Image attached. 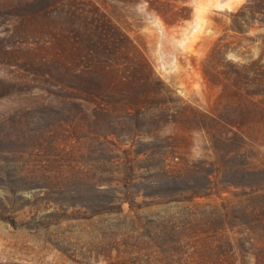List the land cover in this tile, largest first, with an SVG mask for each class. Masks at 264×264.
<instances>
[{"label":"rangeland","instance_id":"374dc122","mask_svg":"<svg viewBox=\"0 0 264 264\" xmlns=\"http://www.w3.org/2000/svg\"><path fill=\"white\" fill-rule=\"evenodd\" d=\"M187 6L0 0V264H264V0Z\"/></svg>","mask_w":264,"mask_h":264},{"label":"trees","instance_id":"16d2710c","mask_svg":"<svg viewBox=\"0 0 264 264\" xmlns=\"http://www.w3.org/2000/svg\"><path fill=\"white\" fill-rule=\"evenodd\" d=\"M142 5H146V10L157 17H160L168 27H173L182 24L189 20L190 10L187 6L188 0H130ZM109 23V21H108ZM111 25V22L109 23ZM107 25V23H106ZM121 35V34H120ZM123 37V36H122ZM217 51L213 49L211 56ZM149 66V63L146 62ZM151 69V68H150ZM237 75L244 78L249 76V67L243 65L237 68ZM210 121L215 122V117L207 116Z\"/></svg>","mask_w":264,"mask_h":264}]
</instances>
